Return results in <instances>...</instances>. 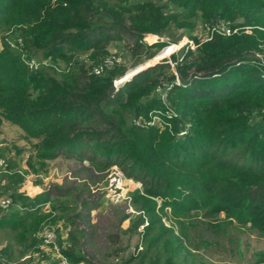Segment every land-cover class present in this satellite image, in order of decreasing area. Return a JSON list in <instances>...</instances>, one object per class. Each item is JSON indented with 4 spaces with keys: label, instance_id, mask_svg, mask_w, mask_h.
<instances>
[{
    "label": "trees",
    "instance_id": "16d2710c",
    "mask_svg": "<svg viewBox=\"0 0 264 264\" xmlns=\"http://www.w3.org/2000/svg\"><path fill=\"white\" fill-rule=\"evenodd\" d=\"M196 22L226 23L230 32L191 37L194 49L171 53L177 83L174 74L166 76L167 63L116 87L123 66L91 72L110 45L132 41L131 55L149 60L169 45L162 38L167 31L188 32ZM147 35L153 43L144 42ZM7 39L21 46L13 49ZM38 53L67 69L29 68L23 59ZM160 77L170 84L164 101L155 94ZM3 121L37 141L38 161L59 155L86 161L91 183L93 171L116 166L140 184L127 192L133 212H118V223L128 219V226L107 233L99 264H205L231 223L264 237V0H0ZM5 177L11 185L24 180L12 168ZM89 190L83 181L55 187V197L50 189L33 197L11 192L14 211L0 215V230L15 232L37 261L56 246L67 264H96L83 247L92 244L90 212L102 196L84 198ZM46 223L57 238L45 252L35 234ZM120 234L138 241L118 259ZM11 262L1 248L0 264Z\"/></svg>",
    "mask_w": 264,
    "mask_h": 264
},
{
    "label": "rangeland",
    "instance_id": "374dc122",
    "mask_svg": "<svg viewBox=\"0 0 264 264\" xmlns=\"http://www.w3.org/2000/svg\"><path fill=\"white\" fill-rule=\"evenodd\" d=\"M133 2L146 0H132ZM155 1V0H154ZM208 34V30L203 27L201 23H195L191 31H182L176 28H171L163 36V40L169 41V45L158 51L151 59L144 60L143 55H131L130 49L132 41L128 45L125 43H117L110 45L109 51L114 52L120 57V65L126 68V72L118 79L129 78L133 73L140 71V69L154 64L167 63L168 70H165L166 76L170 73L174 74V64L169 59L171 53H176L180 56L183 47L180 46L183 41L196 37L204 39ZM149 36L145 37V43L151 44ZM157 41V36L152 35ZM185 39V40H184ZM154 41V42H155ZM153 43V42H152ZM84 58V56H80ZM36 61L44 64L41 66L51 71V66L46 65V59H43L41 54H36ZM52 65V64H50ZM53 70V69H52ZM52 72V71H51ZM160 82L166 83V77H160ZM37 141L28 138L17 126L3 121L0 125V198L8 196L11 192L25 194L28 197H33L42 190L50 189L52 195L55 197L53 189L71 188L79 183L85 181L89 185V193L84 194L86 199H95L102 196V205L96 207L90 212V220L93 225L94 234L92 236V244L84 245L85 253L95 255V262L99 264L97 259L103 253V247L107 243V233L115 231V227L119 226L125 230L128 226V219L118 223V212L132 211L128 203L123 199L118 204H113L104 196V191L107 183L111 178L120 171L125 178L123 172L116 166L110 167L102 173L93 171L94 182L91 183L88 178V173L83 167H89L86 161L79 162L77 160L68 159L64 155H59L50 161H38L35 158L34 144ZM7 164V166H6ZM24 175V180L15 185H11L9 179L5 177L6 170L11 169ZM140 186L139 183L132 179H123V191H130L133 188ZM55 199V198H50ZM63 201L64 199L58 198ZM14 211L13 208L6 210L0 209L1 214H9ZM46 211V210H44ZM133 212V211H132ZM224 215L218 216V222L223 220ZM166 223V222H165ZM225 234L219 236V252L216 256L204 257L205 264H264V237L257 236L246 226H238L233 223L225 225ZM87 228V227H86ZM88 230V228H87ZM15 232L9 229L0 230V249L7 247L10 251V264H54L55 257L48 254V258L42 261L32 258L33 250L24 249V247L14 240ZM206 237H208L206 235ZM138 241L137 235L120 234V245L122 251L117 256L119 258L127 257L134 251V247ZM48 251V248L45 249Z\"/></svg>",
    "mask_w": 264,
    "mask_h": 264
},
{
    "label": "built area",
    "instance_id": "2783aa9c",
    "mask_svg": "<svg viewBox=\"0 0 264 264\" xmlns=\"http://www.w3.org/2000/svg\"><path fill=\"white\" fill-rule=\"evenodd\" d=\"M208 30V34L211 31H221L224 34H228L229 28L227 27L226 23H221L219 25L218 28H216V26L214 27H204ZM247 30L244 29L243 32H246ZM209 37L208 35H206V37L204 39H199L200 41H206L208 40ZM185 40V39H184ZM7 44L9 47L13 48V49H18L21 46L20 40L17 39L16 41L13 40H6ZM181 47L183 48H189V49H194L195 45L192 39H188L182 42V44H180ZM24 63L29 67V68H37L39 65L44 64L40 61H36V59H23ZM120 57L119 55H117L114 52H108L107 55H105V57L99 62V64L97 66L92 67L91 72L94 74H99L102 70L104 69H110L116 65H120ZM51 63L49 62V59H46V65L51 66L55 71L60 72L62 69L66 70L67 66L64 65H50ZM175 76V83L178 82L177 76L174 73ZM120 83V81L118 80H114L113 81V85L116 87L118 84ZM170 88V84L168 83H164V82H160L159 85L156 86L155 88V94L156 96L161 100L164 101L165 100V96H166V92L167 90ZM123 179H127L124 178L122 176V174L120 173V171H117V174H115L111 180H109V182L107 183V186L105 188L104 191V196L106 199H109L111 201V203L113 204H118L119 201L121 200H125L128 203V196H127V192H122L123 190ZM140 186L136 187L139 188ZM11 204V199L9 198V196H5V197H1L0 198V209L1 210H6L9 205ZM129 206V204H128ZM130 207V206H129ZM44 209L46 210V212L49 211L48 208V203H46L44 205ZM131 210V208H130ZM132 212V211H131ZM54 213L51 214V216H53ZM54 226L49 225V224H42L39 228V230L36 232V237L40 240V244H39V248H41V250L46 252V248L47 245H49L50 243H54L56 238H57V234L54 230ZM68 230V227L63 229V233H65ZM51 255H53L56 259L54 264H67V261L60 255L59 250L56 246L53 247V251L51 252ZM32 258H36L38 259V253L34 252L32 253Z\"/></svg>",
    "mask_w": 264,
    "mask_h": 264
},
{
    "label": "water",
    "instance_id": "95a60500",
    "mask_svg": "<svg viewBox=\"0 0 264 264\" xmlns=\"http://www.w3.org/2000/svg\"><path fill=\"white\" fill-rule=\"evenodd\" d=\"M150 66H151V65H149V66H146V67H144V68L140 69V71H141V70H144L145 68H147V67H150ZM138 72H139V71H137L136 73H138ZM136 73H133L132 75H134V74H136ZM132 75H131V76H132ZM128 79H129V78H128ZM123 81H125V80H121V81H120V83H121V82H123Z\"/></svg>",
    "mask_w": 264,
    "mask_h": 264
}]
</instances>
